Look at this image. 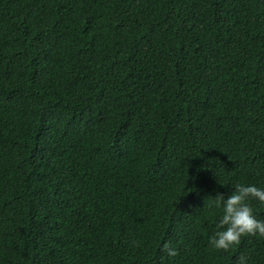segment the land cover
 Listing matches in <instances>:
<instances>
[{"label":"trees","instance_id":"trees-1","mask_svg":"<svg viewBox=\"0 0 264 264\" xmlns=\"http://www.w3.org/2000/svg\"><path fill=\"white\" fill-rule=\"evenodd\" d=\"M236 183L264 187V0H0V264H264L208 244Z\"/></svg>","mask_w":264,"mask_h":264},{"label":"clouds","instance_id":"clouds-1","mask_svg":"<svg viewBox=\"0 0 264 264\" xmlns=\"http://www.w3.org/2000/svg\"><path fill=\"white\" fill-rule=\"evenodd\" d=\"M210 207L218 209L216 231L208 236V244L217 250H228L239 243L245 235L264 237V219H258L248 203L255 199L264 204V187L252 183H236L226 196L210 197ZM163 251L169 257L176 255V249L164 244ZM237 264H248L246 255L237 258Z\"/></svg>","mask_w":264,"mask_h":264}]
</instances>
